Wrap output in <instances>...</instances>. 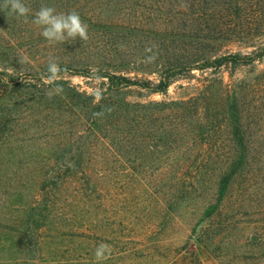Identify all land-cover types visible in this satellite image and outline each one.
<instances>
[{"label":"rangeland","instance_id":"rangeland-1","mask_svg":"<svg viewBox=\"0 0 264 264\" xmlns=\"http://www.w3.org/2000/svg\"><path fill=\"white\" fill-rule=\"evenodd\" d=\"M23 3L27 22L0 10V264H264V0ZM42 5L89 38L49 44ZM233 55L256 60L197 69ZM50 59L66 71L39 86ZM92 68L171 86L116 96ZM96 88L100 118L76 94Z\"/></svg>","mask_w":264,"mask_h":264},{"label":"clouds","instance_id":"clouds-1","mask_svg":"<svg viewBox=\"0 0 264 264\" xmlns=\"http://www.w3.org/2000/svg\"><path fill=\"white\" fill-rule=\"evenodd\" d=\"M0 10H3L7 16L16 14L18 17L25 18L29 16L31 9L23 3V0H0ZM36 26H39L42 31V37L49 43H64L69 40H75L77 37L86 41L88 37V25L84 23L81 16L75 10L67 13H58L54 7L42 5L38 11L35 12L34 18L31 21ZM146 52L151 53L152 47H146ZM156 59L155 55L146 57V61L151 63ZM66 71L62 69L58 62L54 59H50L47 67L48 75L42 77L45 84H53L60 79V74ZM90 71L94 74V79L99 81L103 77L98 75L99 69L92 68ZM63 89L59 85L51 88L45 95L51 99L54 95L62 92ZM106 89L96 88L93 96V103H99L103 98V94ZM114 109L109 106H105L100 112H94V118H100L105 113H111ZM112 254L111 246L105 243L99 244L95 251L94 256L97 261H105L110 258Z\"/></svg>","mask_w":264,"mask_h":264},{"label":"trees","instance_id":"trees-1","mask_svg":"<svg viewBox=\"0 0 264 264\" xmlns=\"http://www.w3.org/2000/svg\"><path fill=\"white\" fill-rule=\"evenodd\" d=\"M263 56V55H262ZM260 56V57H262ZM259 57V58H260ZM206 61H204L205 63H203V65L201 67H197V69L199 70H205L208 68H220L225 64L228 63H233V64H237V65H247L250 64L252 62H254L256 59H252L251 61H247V59L245 58V56H240V55H233L231 57L228 56H222V57H218L215 61L211 60L210 58L205 59ZM194 67H190L188 68V71L193 70ZM84 77H89L90 73H83ZM100 77H103L104 80H107L105 83L107 85V91L110 93H114L117 94L116 96L122 94V91H124L125 89H129V88H139V89H143L146 91H149L151 93H164L165 91H167L169 89V87L171 86V81L168 78H162L159 80L158 83L153 82L149 79L146 80H132L129 79L128 77L124 76V75H117L116 73H110V72H101V74L99 75ZM1 81V80H0ZM29 81H25V83H28ZM38 82H40L39 86H45L46 84L43 82V79L41 78L40 80H38ZM30 86L32 87V85L30 84ZM50 87V86H49ZM54 87V86H52ZM35 88H37V85L35 86ZM75 92V91H73ZM40 93V92H39ZM38 93V94H39ZM45 94V93H44ZM78 94L79 97H84L87 99L88 101V106L90 107V109L93 112H100L104 106V99H101V101L99 103H93L94 97L88 95L87 93H76ZM38 96V95H37ZM125 104V103H124ZM126 106V104H125ZM114 109L116 107L112 106ZM122 109H120L119 112H121ZM98 124V121L96 119H94L93 121V125L94 127H96ZM243 160V157H239L235 162H233L231 164V172L223 179L222 184H221V190L223 192H225L230 184V180L232 179V177L234 178L235 176V172H237L238 167L241 165V162ZM43 191H46L43 189Z\"/></svg>","mask_w":264,"mask_h":264}]
</instances>
